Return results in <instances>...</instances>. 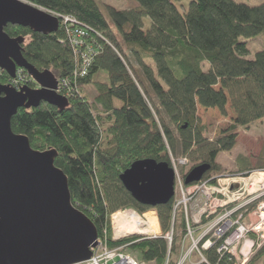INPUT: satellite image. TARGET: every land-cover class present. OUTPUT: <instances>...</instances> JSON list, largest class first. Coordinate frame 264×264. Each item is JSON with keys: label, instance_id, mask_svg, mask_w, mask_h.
<instances>
[{"label": "trees", "instance_id": "16d2710c", "mask_svg": "<svg viewBox=\"0 0 264 264\" xmlns=\"http://www.w3.org/2000/svg\"><path fill=\"white\" fill-rule=\"evenodd\" d=\"M24 1L74 18L88 29L96 55L87 75L74 84V54L62 28L42 35L8 25L4 31L9 37L25 39L22 56L28 64L50 71L56 80L66 79L72 88L62 111L45 103L19 109L11 119L12 132L27 137L33 150L56 151L54 165L67 177L72 204L93 223L98 239L106 231L109 248L124 247L142 262L165 264L168 259L167 264H175L184 235L181 210L174 213L173 201L153 209L139 205L119 177L146 159L170 167L173 154L194 163L186 172L180 169L183 179L207 164L210 170L202 180L214 184L212 176L221 170L218 155L234 149L237 131L264 118V51L247 59L240 40L264 34V2L250 7L232 0H194L180 14L174 2L183 0H134L135 9L105 6L110 24L95 0ZM145 18L150 21L147 31ZM9 80L2 72L0 84ZM88 84L96 92L92 102L82 92ZM199 110L217 111L222 118L229 111L230 124L207 140ZM248 165L239 164L238 172L251 170ZM256 169L264 170V165ZM124 209L138 214L153 210L157 220L147 217L148 223L158 221L161 236L113 240L110 216ZM170 232L169 248L163 237ZM247 239L255 252L246 264H257L264 259V242L254 234ZM203 257L207 264H237L216 248L203 251Z\"/></svg>", "mask_w": 264, "mask_h": 264}, {"label": "water", "instance_id": "95a60500", "mask_svg": "<svg viewBox=\"0 0 264 264\" xmlns=\"http://www.w3.org/2000/svg\"><path fill=\"white\" fill-rule=\"evenodd\" d=\"M8 25L51 35L59 20L23 0H0V71L14 79L22 69L37 86L15 90L0 84V264H83L97 247V230L72 204L67 177L54 165L56 151L33 150L27 137L11 129L19 109L45 103L62 111L67 100L56 93L50 71L39 72L24 60L25 39L9 37ZM209 170L207 164L191 169L184 185L200 182ZM119 180L143 207L163 206L174 197V173L166 163L134 162Z\"/></svg>", "mask_w": 264, "mask_h": 264}, {"label": "built area", "instance_id": "2783aa9c", "mask_svg": "<svg viewBox=\"0 0 264 264\" xmlns=\"http://www.w3.org/2000/svg\"><path fill=\"white\" fill-rule=\"evenodd\" d=\"M53 16L58 18L59 27L65 31L67 43L74 54L72 79L76 84L78 78L87 75L96 49L88 42L86 27L79 25L72 17ZM1 73L2 71L0 77ZM57 82L56 93L64 98L69 97L72 88L68 81L64 79ZM29 83L34 84L26 72L17 69L14 79H10L6 85L20 90L24 86L28 87ZM189 164L186 158L170 159V167L174 173V213L180 209L184 219V235L175 264H207L203 251L212 248H216L218 254H227L236 259L237 251L239 254L243 252V245L250 234L263 240L264 170L252 172L248 179L241 174H230L219 177L214 184L210 183L211 180H201L185 186L180 169L188 168ZM153 213L151 215L155 217ZM116 217L122 219V223H118ZM131 218L135 221L129 222ZM136 220L140 222L136 223ZM110 226L112 239L115 241L132 235L152 239L161 236L157 223H148V219L139 217L131 209L113 213L110 216ZM132 228L135 229L134 232H129ZM195 234H199V237L194 240ZM163 238L170 248L172 232ZM97 243V247L92 250L91 259L85 264H153L138 261L126 254L124 247L109 248L106 231H103L101 238H97ZM167 261L168 259L165 264Z\"/></svg>", "mask_w": 264, "mask_h": 264}, {"label": "rangeland", "instance_id": "374dc122", "mask_svg": "<svg viewBox=\"0 0 264 264\" xmlns=\"http://www.w3.org/2000/svg\"><path fill=\"white\" fill-rule=\"evenodd\" d=\"M95 1L98 7L100 8V10L103 12L108 22H110V20L104 11L105 6H111L118 10H130L138 7V4L134 0H95ZM192 1L194 0H183L179 3L174 2V5L176 6L180 14H184L187 11L190 2ZM232 1L250 7L259 6L264 2V0H232ZM149 27H150V21L147 18H145L143 20L144 31H147ZM240 40L242 42H245L246 44V48L248 50L247 59H253L256 52L264 51V34L254 39H249V40L240 39ZM207 67L208 66L206 65L205 68ZM100 76L102 79L106 78V75L104 73H100ZM82 92L89 102H92L93 98L96 95L95 89L90 84L84 85L82 87ZM198 116L201 125H203L206 128L203 134L207 140H214L217 137H219L221 134V130L224 127H227L230 124V120H231V114L229 111L227 112V117L225 118H222L217 111H204V110H199ZM169 158L173 160L180 159L178 156H175L173 154H170ZM219 162L225 167V169L223 170L221 168L220 172L212 176V179H215L214 182L219 177H223L230 174H241V175L243 174L244 175L243 177L248 179L251 176V174H253L252 172L260 171L256 168L261 165H264V118L258 121L257 123L253 124L252 126H250L247 130L240 129L239 131H237L236 146L232 151L220 155ZM234 162H235V166H233ZM244 162H247L249 164L248 166L251 170H248V172H238L237 166L239 164H244ZM193 165L194 163L190 161L189 167L188 168L183 167L181 168V171L186 172ZM249 184L250 182L247 184L248 190L250 189ZM153 212L154 211L148 210L147 212L138 215L139 217L147 219V217H153L151 215ZM154 215L156 218V213ZM157 226H159L158 221H157ZM158 231L161 235L160 227ZM195 236L196 238H194V240L198 239L199 234H195ZM261 241L264 242V239ZM253 246L254 243L252 247L249 248L248 251H246V255L244 253L245 252L244 246H243L244 252L239 254V251H237V254L235 256L236 257L235 261L237 262V264H246L248 262V260L253 256L255 252ZM257 264H264V259L258 261Z\"/></svg>", "mask_w": 264, "mask_h": 264}, {"label": "crops", "instance_id": "0c3cea01", "mask_svg": "<svg viewBox=\"0 0 264 264\" xmlns=\"http://www.w3.org/2000/svg\"><path fill=\"white\" fill-rule=\"evenodd\" d=\"M222 154H224V153H222ZM222 154H220V155H222ZM220 155L217 157V159H216V163L220 166V168H222L223 170L225 169V167L219 162V157H220ZM231 166V165H230ZM233 166H235V162H234V164H233ZM252 242L251 241H246L245 243H244V251L246 252V251H248V249L249 248H251L252 247ZM243 251V252H244ZM244 252V253H245Z\"/></svg>", "mask_w": 264, "mask_h": 264}, {"label": "bare ground", "instance_id": "6f19581e", "mask_svg": "<svg viewBox=\"0 0 264 264\" xmlns=\"http://www.w3.org/2000/svg\"><path fill=\"white\" fill-rule=\"evenodd\" d=\"M116 219H117V222H118V223H122V219H120L119 217H116ZM133 221H135V219H132V218H131V220H130L129 222H133ZM139 222H140L139 220H136V223H139ZM134 230H135V229L132 228L129 232H134ZM247 254H248V253H247ZM245 255H246V252H245ZM245 257H246V256H245Z\"/></svg>", "mask_w": 264, "mask_h": 264}, {"label": "flooded vegetation", "instance_id": "af4514ba", "mask_svg": "<svg viewBox=\"0 0 264 264\" xmlns=\"http://www.w3.org/2000/svg\"><path fill=\"white\" fill-rule=\"evenodd\" d=\"M36 88H37V86H36V87H34V88H31V89H36ZM186 175H187V174H186ZM186 175H185V176H186Z\"/></svg>", "mask_w": 264, "mask_h": 264}]
</instances>
